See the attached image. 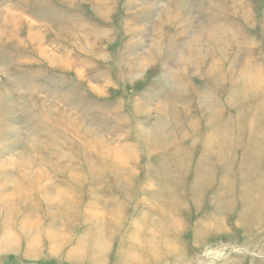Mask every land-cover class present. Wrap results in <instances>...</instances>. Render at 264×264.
<instances>
[{
	"label": "rangeland",
	"instance_id": "1",
	"mask_svg": "<svg viewBox=\"0 0 264 264\" xmlns=\"http://www.w3.org/2000/svg\"><path fill=\"white\" fill-rule=\"evenodd\" d=\"M0 264H264V0H0Z\"/></svg>",
	"mask_w": 264,
	"mask_h": 264
}]
</instances>
